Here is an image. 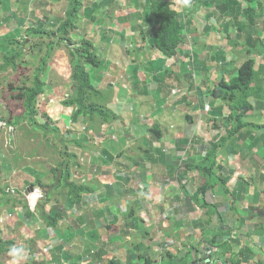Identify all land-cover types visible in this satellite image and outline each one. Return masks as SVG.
Masks as SVG:
<instances>
[{
	"label": "crops",
	"instance_id": "crops-1",
	"mask_svg": "<svg viewBox=\"0 0 264 264\" xmlns=\"http://www.w3.org/2000/svg\"><path fill=\"white\" fill-rule=\"evenodd\" d=\"M204 1L193 0L190 8L175 7L188 26L180 30L183 42L178 55L168 60L153 51L148 40L141 39L139 22L126 21L125 12L112 19L113 25L106 26L112 29H103L107 40L98 36L97 41L102 65L92 78L107 95L108 108L118 114L116 122L94 130L80 120L68 133L62 128L61 118L69 110L57 100L54 104L47 102L57 88L47 89L46 107L38 104L52 122H58L64 141H57L62 148L63 144L71 148L75 183H88L93 189V193L82 194L76 205L64 189V197L56 199L65 208L57 227L26 216L22 206L16 208L18 213L13 211L15 207L5 210L6 226L13 231L15 224L22 225L20 231L29 250L38 251L41 237H56L61 242L57 249H50V264H63L64 260L69 264H182L183 255H189V264H264V128L257 127L248 134L242 130L230 138L227 131L233 129L226 121L230 109L209 95L222 74L234 80L236 56L227 33L238 38L234 46L243 52L254 47L256 67L264 65V0H260L263 6L257 10L260 19L255 24L246 26L243 18V24L229 27L228 18L220 24L217 17L221 13L228 16L231 8L219 9L214 0L207 6ZM16 2L17 8L2 9L0 0V16L6 18L0 27V59L12 47L10 41L27 39L26 32L38 17L31 16L34 0ZM238 2L243 10L248 6L245 0ZM19 5L24 8L20 10ZM101 14L108 18L105 11ZM64 15L65 10L58 18ZM116 63L127 68H118ZM223 64L231 66L221 68ZM253 92L255 110L246 115L245 121L264 126V70ZM27 133L24 130V135ZM212 144L220 145L215 159L221 169L214 175L227 184L213 178L216 185L205 194L199 189L208 176L199 170H180L179 163H203ZM53 155L43 154L50 160L44 165L49 171L62 161L49 158ZM125 161L132 165L122 163ZM45 179L51 181L52 175ZM50 229L54 236L48 235ZM214 238L215 246L210 243ZM225 241L233 243L234 253L225 249ZM206 252L211 257L204 261Z\"/></svg>",
	"mask_w": 264,
	"mask_h": 264
},
{
	"label": "trees",
	"instance_id": "trees-1",
	"mask_svg": "<svg viewBox=\"0 0 264 264\" xmlns=\"http://www.w3.org/2000/svg\"><path fill=\"white\" fill-rule=\"evenodd\" d=\"M106 1L107 0L96 1L97 3L95 2L93 4V2H87L86 0H64L63 2L66 3V8L63 18H57L50 22L47 16L41 18L33 17L34 26L26 32L27 39L31 38L35 40V38H47L50 41L46 45L47 54L44 57L39 55L41 59L38 68L34 71L33 76L24 79L25 81L20 87L14 89L12 86H9L13 94L12 99L23 103L22 115L9 118L0 116V120H5L4 122L10 127L20 126L23 128L22 124L27 123L32 126L31 130L42 131L44 136L52 134L58 137V135H60L61 132L58 127H50V125L46 123L41 124L36 120L39 111V98L44 96L48 89L47 81L44 78V75L49 71L47 62L54 49L58 48L60 43H64L69 52L73 92L64 95V98L59 101L58 105L64 106L66 110H69L68 116L71 117L73 125L78 124L80 120H85L88 122L89 126L91 128L94 127L95 130L98 126L112 124L119 120L118 114L108 108L105 103L107 95L93 85L92 78L87 70L88 67L98 69L102 65L101 54L97 51L93 39L87 35V32L81 34L83 38L80 39L81 41L79 43L74 42L71 37L78 29L77 15H80V12H83L86 8H90L88 10L97 9L105 11L106 16H108L107 11L111 6L115 7L113 8L115 11L117 10L116 4L114 3L115 0H109L105 4ZM219 1L222 3L216 2V0H214L213 3L217 4L219 9L227 10L231 8L232 12L228 16L221 13L220 16L217 17L220 24L226 23L225 20L228 18L229 21L226 24L228 27L236 24V26H238L241 19L245 18L246 22L244 25L247 26L248 24H255L260 19V15L257 14V10L260 8L259 6H261V8L263 6L260 0H245L248 6L244 8V10L238 0ZM101 2L103 3L101 4ZM128 2L129 5L121 12L128 11L125 13L126 21H133L135 19L137 20L135 21L136 23L139 22L138 31L141 39L148 40L152 50L158 52L165 59L168 60L176 57L183 42L180 30L188 26V23L185 22L184 24L185 17H182V15L175 10V2L173 0H128ZM210 2L211 0L204 1L207 6ZM134 9L140 12L134 11ZM58 25L59 27H57ZM226 37L232 46L236 45L235 43L238 42V38L235 40L231 34L228 35L227 33ZM27 39L25 40L23 38L22 42L18 40L17 42H19V44L14 40L9 42L12 46V48L10 47L12 53H7L10 49L8 47L2 58V64H0V74L6 73L10 69L13 71L19 69L20 64L23 62L21 59L25 54L26 48L30 46L27 43ZM13 42H15V45ZM35 47L36 45L31 44L30 49L34 50ZM248 54L249 58L235 71L236 77L234 80H227L224 74H222L217 85L209 89V95L213 99L222 101L230 109V115L226 118V121L233 129L229 132L227 131L230 138L242 130H246V134H248L247 130L252 131L257 129V127L261 129L264 128V126L251 125L245 121L246 115L255 110V103L253 104L251 101L254 93L253 86L258 80V76L264 70V65L258 66V68L256 67V60L253 58L254 53L249 52ZM115 66L118 68H127V65L121 63H116ZM228 66H231V64H223L220 67L227 69ZM48 121H52V119L48 118ZM231 122L233 124H230ZM152 130L154 129L151 128L150 131L152 132ZM157 135H160L159 132H157L156 136ZM58 139L64 141L62 136L58 137L57 140ZM64 148L66 151L63 150ZM66 148L67 146L63 144V148L59 151V155L62 158L61 163H59L56 168L49 171V173L53 175L52 180H49V183H43L45 177L38 176L39 178L36 179V182L30 184V186L33 187L39 186L45 192L44 199L36 205L35 211L32 212L30 210L29 204L25 200L14 201V204H22L26 211V216L33 217L37 215L38 219L43 220L44 224L48 227H57L59 220L63 217V210L65 208L63 205H59L60 201L56 199L61 197V195L64 197V189L67 188L72 205L80 204L82 194L93 193V189L85 184L79 185L75 182H70L71 174L69 170L73 167V156L68 153ZM210 148L208 157L201 164L195 165L194 163L187 162L183 163L181 166L179 163L180 170H199L208 176L209 180L199 189L205 194L216 185V183H213L215 181L213 178H216L218 182L223 181L224 185L227 184L225 179L214 175L216 169H221L215 159V154L220 149V145L212 144ZM183 171L182 174L184 173ZM179 177H181V175H179ZM4 194L7 193L4 192ZM203 204L206 205L204 202ZM48 206H50L49 210H47ZM210 208L211 207H208V209ZM133 212L134 211H131V214ZM228 242L229 241L222 242V245L226 250L234 253L233 243ZM210 243L215 246L217 244V239H212ZM13 245V241H2L0 239V256L7 252L9 246ZM101 252L102 251H99L100 256L103 255ZM224 253H227V251H224ZM239 253H243V251L240 250ZM68 255L70 254L68 253ZM180 259L182 264H189V255H183ZM0 264L2 263L0 262ZM236 264H238V262Z\"/></svg>",
	"mask_w": 264,
	"mask_h": 264
},
{
	"label": "rangeland",
	"instance_id": "rangeland-1",
	"mask_svg": "<svg viewBox=\"0 0 264 264\" xmlns=\"http://www.w3.org/2000/svg\"><path fill=\"white\" fill-rule=\"evenodd\" d=\"M86 1L87 2L91 1L94 4L96 1L98 2L101 0H86ZM107 1L105 2V4L107 3ZM102 3L103 2H101V4ZM114 3L116 4V9L119 11L115 12V9H113L115 7L111 6L110 9L108 10L109 13L107 12L108 13L107 15L109 16L108 18L101 14V10L92 9L91 11L90 10L87 11V13H83L84 11L83 12L81 11L80 15H77L78 29L71 36L73 41L79 43L81 41L80 39L83 38L79 33L83 34L87 32V35L91 36V38L93 39V42L96 45L98 51V49L101 47L97 45V41L103 39V37L105 36L106 38L104 40H107V35L104 32H106L107 29L108 30L112 29V28H106V26L113 25L111 24L112 19L117 17L118 15H121L122 14L121 11H123L124 8L128 6L129 2L128 0H123L122 2L119 3L118 0H115ZM18 4L19 3H17L16 0H2V5L4 7L2 9H6V8L12 9V7L17 8ZM65 4L66 3H63V1L60 0H34V2L32 3L31 16L32 17L51 16L52 17L51 19L55 20L59 17V13L65 10L64 9V7H66ZM175 6L177 7V4L174 3V7ZM23 8L24 6H22V9ZM19 9L22 10L20 8V5H19ZM124 12L127 13L128 11H124ZM28 15H29V11H27L26 17ZM4 19L6 18L0 16V27L4 26L5 24ZM89 24H91V27ZM57 27H59V25ZM104 28L106 29L103 32ZM89 29L90 31H86ZM117 29H120V27ZM135 35L140 39L138 34ZM98 36H100V39H98ZM30 39L31 38L27 40L28 45L31 46L32 44V45H36V47L34 50H31L30 46L26 48L25 54L21 59L23 60V62L20 64L19 69L17 71H13L10 69L6 73L0 74V116L1 117L9 118V117H16L22 115L23 103L12 99L13 94L11 93L12 90L9 89V86H12V88L14 89L20 87L21 84L25 81L24 79L33 76L34 71L39 66L38 64L41 57H44L47 54L46 45L50 42L47 38L44 39L35 38V40L32 39L30 40ZM118 40L119 37L117 36L116 41ZM16 43L19 44V42L17 41ZM235 44H237V42ZM259 46L262 47V44L260 42H259ZM259 46H258V50L260 49ZM11 48L7 51L8 54L12 53ZM230 48L235 52L236 63H234V66L236 70L239 67H241V65L249 58V54L247 56V51L251 50L255 54L254 47H248L244 50V52L243 50L239 49V46H233V47L230 46ZM39 55H41V57H39ZM1 57L3 58L4 54L1 55ZM253 58L256 59L257 61L258 57L256 58V56H253ZM69 59L70 57H69L68 49L66 48L64 43H60L58 48L54 49L53 53L51 54L47 62L49 71L44 75V78L47 81L48 88L49 87L57 88V92H58V93L55 92V94L52 95V97L47 101L48 103H50L51 100L54 101L57 100L59 102L61 99L64 98V95L69 93L71 94L73 92V82L71 81V67L69 64ZM1 60L2 59H0V64H2ZM87 70L92 78L95 71L99 69L88 67ZM235 77H236V72L234 74V78ZM92 83L93 85H95V81L93 78H92ZM46 100L47 98H45V96H41L39 98L38 104L42 105L43 107H46L47 105V104L45 105ZM41 109L42 108L40 109L38 108L39 111L36 116L37 122L41 124L46 123L50 125V127H58V122L48 121V115ZM68 114L69 113L65 112L64 113L65 117H62L63 115L61 116L62 117L61 120L62 121L64 120L62 124V128L63 130L68 131V133H72L71 131L73 129L69 131L68 129L65 128V126L69 124V121L71 119V117L68 116ZM4 121L5 120H0V123L6 124V127H2V126L0 127V239L2 241H13L15 245L22 244L27 249L28 256L26 259L21 261L20 264H43V263L46 264L47 262L48 264H50L49 251L50 249L51 250L57 249L56 246L61 242H59L56 239V237L46 238V239L41 237L37 241L38 251H33L32 248L29 250L27 244L28 242L25 240L24 237H22L23 232L20 231L22 225H19L18 223L15 224V229L11 231L12 228L6 226V221H5L6 216L4 217V214H5V210L9 208L13 209L15 207L13 211L14 210L17 211L16 208L22 206V204H14V201L25 200L21 194H23L30 188L29 183L36 182L35 178H39L38 176L41 177L42 175H44V177L48 175H52L48 173L49 169L44 166L46 165V163H50V160L44 158L43 154L46 153L54 154L51 157L49 156V158L59 159V161L57 160V162L59 163L60 160H62V158L60 157L59 155L60 153L57 150L59 148L61 149L62 145L60 142L57 141V138L61 137L62 135L60 133L58 137H55L52 134L44 136V133L42 131L31 130L32 126L28 125L27 123L22 124L23 128L17 126V127H13V130H11L10 126L7 125V123ZM24 130L28 132L26 135H24ZM66 149L70 154L69 151L71 148L67 146ZM63 150H65V148ZM14 154L17 155L14 156ZM14 157L17 158L14 159ZM122 163H129V162L125 161ZM131 165L132 164L130 163L128 164V166ZM69 172L71 174L70 182H75V177L73 174L74 171L69 170ZM43 182H46V179ZM46 183H49V181H47ZM85 185L92 188L91 184L87 183ZM9 188L14 189L16 191V194L13 195L8 194L6 190H8ZM3 191L6 192L7 194H4ZM21 209L23 213L26 212L23 206L21 207ZM134 214H137V212ZM140 218L142 217L140 216ZM33 219L38 220V217L34 215ZM21 223H24V220ZM59 226L61 227V229H64L65 221L62 223V226L61 224ZM31 230L33 231L34 229ZM48 233L49 236H54L53 230L50 229ZM10 247L11 246L7 248V252ZM7 252L4 253L2 256H0V262L2 264H9L10 257L7 255ZM63 264H69L68 260H64Z\"/></svg>",
	"mask_w": 264,
	"mask_h": 264
},
{
	"label": "clouds",
	"instance_id": "clouds-1",
	"mask_svg": "<svg viewBox=\"0 0 264 264\" xmlns=\"http://www.w3.org/2000/svg\"><path fill=\"white\" fill-rule=\"evenodd\" d=\"M177 4L181 7V8H190L192 6V0H177ZM73 125V124H72ZM67 126H65L66 128ZM74 127V125H73ZM66 131V130H65ZM70 131V130H69ZM32 187L33 189V192L30 193V194H27V196L29 198H32V197H37V196H40L42 197L43 195V190L39 187V186H30ZM31 191V190H30ZM29 189L26 191V192H30ZM43 191V192H42ZM12 195V194H11ZM45 195V193H44ZM22 197L24 198L23 194H22ZM25 199V198H24ZM44 199V198H43ZM26 200V199H25ZM42 200V199H41ZM40 200V201H41ZM27 201V200H26ZM38 201L36 203V205L40 202ZM36 205H35V208H36ZM35 211V210H34ZM7 255L10 257V261H9V264H20L21 261H23L24 259L27 258L28 256V251L27 249L21 244V245H13L9 248L8 252H7ZM224 263H229V262H224Z\"/></svg>",
	"mask_w": 264,
	"mask_h": 264
},
{
	"label": "built area",
	"instance_id": "built-area-1",
	"mask_svg": "<svg viewBox=\"0 0 264 264\" xmlns=\"http://www.w3.org/2000/svg\"><path fill=\"white\" fill-rule=\"evenodd\" d=\"M54 102V100H51L50 101V103H53ZM73 122H72V120L70 119V121H69V124L67 125V127H66V129H68V130H72L73 129ZM6 127V124H4V123H0V127ZM10 129L11 130H13V127H10ZM85 130V128H83V131ZM34 190V189H33ZM33 190L32 191H30V192H24L23 193V196H24V198L27 200V202H28V204H29V207H30V210L32 211V212H34V210H35V205H36V203L38 202V201H40L41 199H43L44 197H45V195H44V192H43V195H42V197H40V196H37V197H32V198H29L28 196H27V194H30V193H32L33 192ZM6 192L8 193V194H16V191L14 190V189H12V188H9L8 190H6ZM11 216V215H10ZM220 264H233V263H220Z\"/></svg>",
	"mask_w": 264,
	"mask_h": 264
},
{
	"label": "water",
	"instance_id": "water-1",
	"mask_svg": "<svg viewBox=\"0 0 264 264\" xmlns=\"http://www.w3.org/2000/svg\"><path fill=\"white\" fill-rule=\"evenodd\" d=\"M32 189H33V188L30 187V188H29V191H30V190L32 191ZM247 248H248V243L245 244V246H244V251H247ZM209 250H213V247L210 246V247H209ZM209 250H208V251H209ZM210 257H211V256L208 255L207 252H206V255L204 256L203 260H204V261H207L208 258H210Z\"/></svg>",
	"mask_w": 264,
	"mask_h": 264
},
{
	"label": "bare ground",
	"instance_id": "bare-ground-1",
	"mask_svg": "<svg viewBox=\"0 0 264 264\" xmlns=\"http://www.w3.org/2000/svg\"><path fill=\"white\" fill-rule=\"evenodd\" d=\"M53 103H55V101Z\"/></svg>",
	"mask_w": 264,
	"mask_h": 264
}]
</instances>
